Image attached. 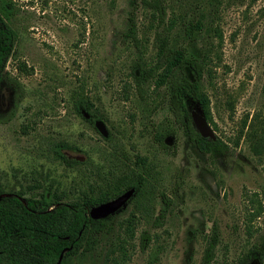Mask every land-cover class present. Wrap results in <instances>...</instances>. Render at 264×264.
I'll list each match as a JSON object with an SVG mask.
<instances>
[{
  "label": "rangeland",
  "instance_id": "1",
  "mask_svg": "<svg viewBox=\"0 0 264 264\" xmlns=\"http://www.w3.org/2000/svg\"><path fill=\"white\" fill-rule=\"evenodd\" d=\"M152 2L0 0L15 35L0 77V193L72 204L137 184L66 264H264V0ZM188 22L202 25L190 43ZM165 36L202 59L204 108L184 112L159 82ZM184 113L226 152L201 154Z\"/></svg>",
  "mask_w": 264,
  "mask_h": 264
},
{
  "label": "trees",
  "instance_id": "2",
  "mask_svg": "<svg viewBox=\"0 0 264 264\" xmlns=\"http://www.w3.org/2000/svg\"><path fill=\"white\" fill-rule=\"evenodd\" d=\"M152 3L159 12L160 0H153ZM201 30L200 22H188L183 35L190 43ZM128 31H134L133 24ZM14 36L0 15V77L12 52ZM158 41L162 58L159 82L166 84L171 91V99H177L184 112L189 104L204 108L206 100L200 91L203 79L202 59L186 56L185 48L172 45L167 36ZM185 67L191 72V78L186 76ZM149 75H152V70L144 72V76ZM182 124L187 127L189 141L201 154L216 156L226 152L228 147L221 140L201 137L192 128L191 120L185 113ZM129 188H133L136 195L138 186L135 183L119 193ZM110 192L112 191L101 194L98 202L84 200V203L72 204L59 203L48 197L42 201L31 198L22 200L18 195L0 193V264H55L61 253L60 264H66L78 253L90 252L96 243V235L100 233L99 229L109 218L92 220L87 209L110 200L113 197Z\"/></svg>",
  "mask_w": 264,
  "mask_h": 264
},
{
  "label": "water",
  "instance_id": "3",
  "mask_svg": "<svg viewBox=\"0 0 264 264\" xmlns=\"http://www.w3.org/2000/svg\"><path fill=\"white\" fill-rule=\"evenodd\" d=\"M194 123L196 131L201 135L203 138H210L212 140L215 139L214 134L208 129V127L205 125L204 121L201 120L200 118H194ZM95 128L96 130L103 136H107V132L105 131L104 126L100 122H95ZM80 160V159H78ZM134 193V189L131 188L121 195L117 196L116 198L107 201L105 203H102L94 208H91L89 211V217L92 220H101L104 219L112 214H114L116 211L121 209L122 207L125 206L127 201L132 197ZM62 259V253L58 257V260L55 264H60Z\"/></svg>",
  "mask_w": 264,
  "mask_h": 264
}]
</instances>
